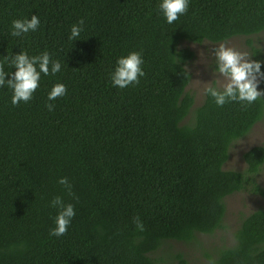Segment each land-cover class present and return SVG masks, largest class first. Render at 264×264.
<instances>
[{"label": "trees", "instance_id": "obj_1", "mask_svg": "<svg viewBox=\"0 0 264 264\" xmlns=\"http://www.w3.org/2000/svg\"><path fill=\"white\" fill-rule=\"evenodd\" d=\"M158 2L0 0V61L47 50L61 62L55 75L41 74L27 102L13 105L12 90L0 88V264H165L152 256L165 240L224 227L228 195L264 196V144L243 153L245 170L224 168L233 142L263 119L264 98L217 106L205 94L195 106L186 67L195 52L181 46L263 32L264 0H189L172 24ZM33 13L37 29L11 36L12 20ZM80 19V37L70 41ZM133 50L144 76L113 86L117 57ZM57 82L66 94L48 101ZM56 195L75 208L61 236L49 234ZM215 264H264V208L242 217Z\"/></svg>", "mask_w": 264, "mask_h": 264}, {"label": "clouds", "instance_id": "obj_2", "mask_svg": "<svg viewBox=\"0 0 264 264\" xmlns=\"http://www.w3.org/2000/svg\"><path fill=\"white\" fill-rule=\"evenodd\" d=\"M189 0H159L158 8L165 18L166 23L172 24L180 15H183L188 8ZM40 24L39 17L33 13L30 18L14 19L11 22V36L19 37L30 31H35ZM83 19L78 20L70 26L68 39L74 41L80 37L83 30ZM215 57V67L212 82L204 87V93L210 96L217 106H223L228 101H241L251 104L257 98H264V89L258 84L264 79L261 60L251 59L247 52H241L233 47L221 43L211 50ZM0 61V88L7 87L12 90L11 103L16 105L20 102H27L33 98V93L39 86L41 74L47 76L50 73L55 75L61 70V62L52 59L50 53L45 50L36 55H29L26 51L20 50L11 55H3ZM5 64L10 67L6 70ZM143 57L140 51H129L126 55L117 57L115 66L110 73V80L113 86L125 88L130 84L139 82L144 76ZM14 69V71H13ZM217 76L223 78L221 83ZM66 94V86L62 82L54 83L47 92V100L54 101L57 97ZM47 108L51 111L53 104L48 103ZM57 183L64 187V190L72 194V186L65 176H60ZM49 204L57 209L54 217L55 226L51 228L50 235L61 236L67 229L75 215V208L71 202H65L60 195L54 196ZM142 228L141 224L137 225Z\"/></svg>", "mask_w": 264, "mask_h": 264}, {"label": "rangeland", "instance_id": "obj_3", "mask_svg": "<svg viewBox=\"0 0 264 264\" xmlns=\"http://www.w3.org/2000/svg\"><path fill=\"white\" fill-rule=\"evenodd\" d=\"M249 40L252 41L253 46L248 44ZM221 43L238 51L247 52L251 55V59L264 62V31L249 37L236 36L222 42L183 41L182 47H188L195 52V58L186 66L192 74L187 90L194 95L195 106L200 105L204 100V87L212 82L214 75H218L212 71L215 67V57L211 50ZM217 79L223 82L222 77L217 76ZM259 144H264V117L248 134L233 142L224 168L245 170L243 153ZM257 180L264 187V167ZM225 202L226 215L223 228L216 230L213 234H198L195 240L189 242L165 240L152 256L165 264H215L220 250L234 245L235 233L242 217L256 209L264 208V196L252 193L248 189L228 195Z\"/></svg>", "mask_w": 264, "mask_h": 264}]
</instances>
